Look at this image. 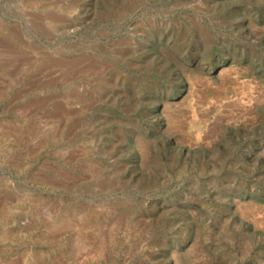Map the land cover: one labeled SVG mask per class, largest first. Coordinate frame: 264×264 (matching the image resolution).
<instances>
[{
	"label": "rangeland",
	"instance_id": "rangeland-1",
	"mask_svg": "<svg viewBox=\"0 0 264 264\" xmlns=\"http://www.w3.org/2000/svg\"><path fill=\"white\" fill-rule=\"evenodd\" d=\"M0 264H264V0H0Z\"/></svg>",
	"mask_w": 264,
	"mask_h": 264
}]
</instances>
